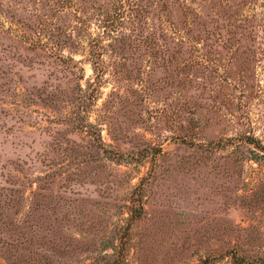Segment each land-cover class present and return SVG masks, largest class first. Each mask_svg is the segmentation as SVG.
<instances>
[{"label":"rangeland","instance_id":"374dc122","mask_svg":"<svg viewBox=\"0 0 264 264\" xmlns=\"http://www.w3.org/2000/svg\"><path fill=\"white\" fill-rule=\"evenodd\" d=\"M262 148L264 0H0V264H257Z\"/></svg>","mask_w":264,"mask_h":264},{"label":"trees","instance_id":"16d2710c","mask_svg":"<svg viewBox=\"0 0 264 264\" xmlns=\"http://www.w3.org/2000/svg\"><path fill=\"white\" fill-rule=\"evenodd\" d=\"M252 142H250V143H255L254 141L255 140H251ZM262 149H264V148H262ZM237 263V262H236ZM235 263V264H236ZM257 264H264V256H262L261 258H259V260L257 261Z\"/></svg>","mask_w":264,"mask_h":264}]
</instances>
